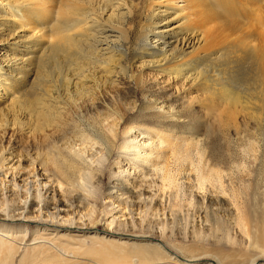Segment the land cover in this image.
<instances>
[{"label": "rangeland", "instance_id": "obj_1", "mask_svg": "<svg viewBox=\"0 0 264 264\" xmlns=\"http://www.w3.org/2000/svg\"><path fill=\"white\" fill-rule=\"evenodd\" d=\"M97 1L101 6L104 4V0ZM165 1L167 0L132 1L136 3L137 9L126 23L127 27H131L129 41L126 44L129 48L128 56L125 58L117 56L119 58L117 61H111L110 65H112L111 67L114 68V73H116L110 77L111 81H104L106 74L102 67L93 71L95 77L99 78V88H95L93 94L90 96H84L81 100H78V107L70 108L69 111L72 112H68L66 115L68 123H66L67 125L64 128L55 133L48 132L49 138H47V135L33 134V136L30 133H21V131L9 128L4 131V135L1 134L3 131L0 132V157L5 162V167H10V165L14 167L21 163L18 167L22 168L21 170H24L26 174L29 173L27 175L29 179L24 183L17 184L16 181L11 183L12 187L16 188L15 190H19L16 193H11L9 191L8 180L11 179V174H14L13 171L15 172L16 168L12 169L8 167L2 170L4 172L8 170L7 177H2L7 179V184L0 185V206L5 211L11 212L18 206H26L31 199H34V202L37 201L36 206L44 210L46 196L50 191L54 190L49 198L52 199L53 203L58 202L60 198H63L68 203L70 202L72 212L69 211V213L70 216L74 215L73 217L71 216L72 222L76 219L75 223L84 224V226L90 225V222L99 229H71L72 231H70L69 229L59 228L47 230L48 232L56 233L60 237L56 236L51 246L47 247L40 246L41 242L40 244H35L34 246L36 247L33 248L34 246H29L26 240L24 241L20 238L16 244L18 247L16 255L10 256L4 262L0 258V264H129V258L111 254L109 242L94 240L88 236L96 233V231L101 234L107 224V220L112 218L113 209L119 208L116 198L114 196L110 198L108 195L112 186L111 184L116 180V177H119L117 175L120 174V178L125 177L126 172L132 171L134 168H142L141 166L144 164L147 166L144 168L149 169L151 162L156 163L155 167L159 165L160 170L158 169L159 167L149 170L148 176L146 175L143 180L144 182L147 181L146 183L136 179L137 184H140V181L144 184V186H138L139 190L146 185L145 188L148 189L147 195L149 197L140 200V203L135 205V207L130 206L128 202L125 208H123L125 209L123 213L118 212L122 216L113 222L111 229L118 230L124 235H119L121 236L119 237L113 234L109 236L110 239L117 238L125 240L128 243L131 241V243H156L157 239H159L162 242H168V246L177 249L179 254H184L187 257L189 255L197 256L201 252L200 249L208 247V250H212L210 251L212 254L220 250L218 253L222 252L221 255L225 257L222 259V263L225 264H229L226 258L229 255L235 256L239 254V259L240 257L245 259L250 257V249L245 248V229L250 228L252 216L264 218V114H260L262 115L260 116L257 111L248 114L241 108V105H237L236 108L242 110V113L239 109L238 111L236 110L233 115L234 119L231 118L232 116H229L230 119L228 117L229 120L226 117L224 119L225 122L223 121L224 124H221L222 121L217 116L218 111L213 110L211 111L212 113H206L205 109L196 105L195 99L197 100L200 93L195 88H191L189 83L185 84L184 82L183 85L182 80L173 81L164 72L155 68L145 67L142 71L146 79L145 82H148L143 87H136L128 76L122 75L119 71L120 64L129 65L131 71L138 70L140 60L136 62L134 60L140 30L142 25L148 24L147 15L151 11V6ZM171 1L176 6L178 5L175 7L182 14L179 17H174V15L170 17L168 15L170 18H174V20L169 24V29L166 28L167 30L177 29L179 24L184 21L183 16L191 12L188 6L182 9L185 5L183 0ZM1 5L3 4H1L0 0ZM161 5L162 9H166L162 3ZM5 11L11 16L12 11L10 8H6ZM125 12L126 10L121 0H112L111 5L107 9L104 11L100 9L99 11L105 19L112 16V22L117 24L123 22L122 20L124 19H119V17ZM250 20L248 25L255 19L253 21L252 19ZM213 23L212 25L210 23L212 26L211 32L214 35L217 34L215 38L217 37L218 43L223 40L218 44L220 48L223 45L226 46L227 41L234 45L241 40H249L246 28L241 31L236 29L237 32L235 30H231L232 32L227 30V32L224 31L221 34L214 31L215 29L213 30V26L215 27ZM253 23L255 26L251 28L263 31L264 22L259 25V20H256ZM109 28L106 26L104 33L101 35L103 39L106 36L107 40L104 39L100 48L111 49L122 45L118 33ZM164 28L162 27V29ZM24 30L28 31L30 28L19 29L18 33L20 35L24 34ZM224 38H228L227 41ZM11 39L13 38L4 40L0 43L2 44L0 47H6V44ZM8 52L10 50L5 48L1 53L7 54ZM101 53L103 54L102 58L109 59L110 55L115 53V51ZM60 58L64 59L62 54L58 55V60L63 63L64 60H60ZM131 63L132 65H130ZM50 68L52 69V66L48 67V70ZM42 70L41 68L40 71ZM45 77L48 78L49 75L47 76L46 74ZM54 77L57 78V73L54 74ZM93 83L94 81L90 78L86 80L85 85L91 87V85H94ZM152 85H156L159 89H154L152 92L145 91L146 87L149 88ZM159 95H163L162 97L165 98L169 97L170 99L169 101L160 102L163 100V98H160L155 101V98L157 99ZM217 99L215 98L214 101L218 102L219 99ZM146 101L156 102L155 108H152L151 111L141 110V105ZM115 109L123 115L121 121L118 115L113 113ZM172 109L180 117L174 121L170 120L162 123V115L169 111L172 112ZM79 114L84 116L85 119L100 120L101 122L99 121V123H102L101 125L103 126L106 125L105 128L110 127L111 123H116L115 129L118 136L111 156H108L105 151L91 146L90 141L94 136L91 133L89 134L84 124L79 121L77 117ZM226 120H228V124ZM171 129L172 131H170ZM183 129L191 131L194 134L183 132ZM141 131L145 132L143 133L144 137H142V134L138 135ZM136 134L138 137L135 141H138L142 137L139 142L145 141V147L142 146L141 148L143 152L147 151L146 153L149 154V158L147 157L143 161V165L133 163L135 159H130L128 162V158L125 157L132 158L133 150L131 147L127 149L122 148V144L125 141H131L130 139L134 138ZM87 137L90 139L89 141ZM73 143L74 145H72ZM52 144L60 146L61 148H59L62 151L68 153H72L77 148L78 150L81 149V152L83 151L85 156L88 155V158L93 159L91 167L93 170L89 171L88 175L84 178L79 179V177L74 176L75 179L77 178L76 180H72V183L76 184H74L75 186L70 181H65L53 166L49 164L42 165L40 163L45 154L52 150ZM72 147L74 148L72 149ZM122 169L121 173L118 172V170ZM42 172H46V175H49V180L46 181L40 178L39 174ZM164 173L165 178L167 177L165 181L161 178V175ZM168 177L171 179L168 180ZM77 180H81L82 182L80 181L79 183ZM60 183L62 184L60 185ZM16 185H19V187ZM53 192L55 193L52 196ZM80 200L82 203H80ZM20 201L23 202L21 203ZM15 202L19 203V205L15 206ZM29 214L31 215V212ZM233 217L237 220V223L233 222ZM28 225V237L32 239V235H34L35 230L39 226L35 222H30ZM13 227L17 231L23 228V231L25 230L23 224H14ZM64 234L68 236H64ZM128 243L121 244V247L129 250V253H136V250L132 251ZM114 244L117 245V243ZM261 256L258 262L264 263V256ZM173 261L170 260L168 262L170 264ZM168 262L166 263L168 264ZM209 262H211L210 259L204 258L194 263L207 264ZM243 262L245 261H241L240 263ZM174 263L178 264L176 262L171 264Z\"/></svg>", "mask_w": 264, "mask_h": 264}, {"label": "bare ground", "instance_id": "obj_2", "mask_svg": "<svg viewBox=\"0 0 264 264\" xmlns=\"http://www.w3.org/2000/svg\"><path fill=\"white\" fill-rule=\"evenodd\" d=\"M121 1L126 12L119 17V19H124L122 20L123 22L117 24L112 22V16L105 19V17L103 18L102 14L99 13L100 9L101 11L107 9V7L111 5L112 0H104L102 6L97 0H1V4L3 5L0 6V43L8 38H13L6 44V47H0V132L3 131L1 134L4 135V131L7 128L19 132L21 131V133H30V135L41 134L42 136L47 135L48 132H58V130L67 125L68 118L66 115L70 112V108L78 107V100H81L84 96H90L93 94L95 88H99V78L97 79L94 75L95 73L93 74L94 70L102 67L106 74L104 81H111L110 77L116 74L114 73V68L110 65L111 61L115 62L119 59L118 57L125 58L128 56L129 48L126 44L129 41L131 27H127L126 23L137 9L136 3L132 2L133 0ZM183 1L185 5L182 9L188 6L191 12L183 16L184 21L179 24L177 29L172 30H167L166 28L169 29V24L174 20V18H170L172 15H174V17H179L180 14H182L179 12V9L176 8L178 5L176 6L173 1L167 0L151 6V11H149L150 13L147 15L148 24L142 25L137 39L138 42L136 45L134 62L140 60V65L139 67L137 66L138 70L131 71L129 65L125 66L124 64H120L119 71L122 75L128 76L136 87H143L144 84L148 82H145L146 79L142 71L145 67L158 69L167 74L168 78L173 81L182 80L183 85L184 82L185 84L189 83L191 88H195V90L200 93V96H197V100L195 99L197 102L196 105L205 109L207 111L206 113L213 110H216V112L218 111L217 116L221 119V124H224L223 121L226 117V119H228L229 116H232L231 118L234 119L233 115L236 110L238 111L239 109L236 108L237 105H241V108L248 114L253 111L259 112V115L264 114V28L263 31L260 30L262 34L260 31L251 28L255 26L253 22L256 20H259V25L264 22V0ZM161 3L166 9L161 8ZM167 4L168 6H166ZM6 8H10L12 11L11 16L6 13ZM248 19H252V21L255 19L250 23L251 26L250 24L248 25V22L251 21ZM210 23L211 25L212 23L215 25V27L213 26V30L215 29L214 31L221 34L224 31L227 32V30H235V32H237V30L241 31L246 28L249 40H241L233 45L227 41L228 38H224L228 45L224 43V41L223 43L226 44V46L222 43L223 47L221 46L220 48L218 44L223 40H219L220 42L218 43L217 37L215 38L217 34L214 35V33L211 32L212 26ZM106 26L118 33L122 45L115 46L111 49L109 48L110 50L107 48H100L104 39L107 40L106 36L104 39L101 38ZM25 27H29L30 30H24V34L20 35V33H18L19 29H24ZM162 27L165 28L162 29ZM5 48H8L10 52L7 54L3 53L5 54L3 56L1 52ZM113 51H115V53L110 55L109 59L102 58L103 54L101 52L107 53ZM59 54H62L64 58H60V60H64L63 63L58 60ZM51 63L52 65H50ZM130 65H132V63ZM51 66L52 69L50 68L51 70H48V67ZM41 68L43 69L42 71H40ZM45 72L47 76L49 75L48 78L45 77L46 74L44 76ZM55 73H57V78L54 77ZM90 78L94 81V85L88 87L85 85V82ZM155 86L146 87L145 91L148 90V92H152L154 89H159ZM162 96L163 95H159L157 99L155 98V101L160 98H163L160 102L169 101V97L165 98ZM215 98H218L219 101L215 102ZM155 103L156 102L146 101L141 105V110L151 111L152 108H155ZM116 110L117 109L113 110V113H116L121 121L123 115ZM240 111L242 113V110ZM170 112L171 111L162 115V123H164V121H174L180 117L176 114L175 110L172 109V112ZM77 117L89 131V134L91 133L94 136L90 141L91 146L93 148L97 147L99 150L105 151L108 156H111L116 146L118 136L115 129L116 123H111L112 126L108 124L110 127H107V129L105 128L106 125L103 126L101 125L102 123H99L100 120L85 119L81 114L77 115ZM235 118L237 117L235 116ZM228 120H226V122ZM232 122L234 123V121ZM160 128L162 127L160 126ZM170 131H172V129ZM183 132L194 134L184 129ZM143 133L145 132L141 131L138 135L142 134V137H144ZM138 135L136 134L129 142L125 141V143L122 144V148L127 149L131 147L133 150V153L131 152L133 154L132 158L125 157L128 158V162L130 159H135L133 163L143 165V161L147 159L149 154L146 153L147 151L143 152L141 148L145 145V141L142 140V142H139L142 137L138 141H135ZM47 138H49V136ZM89 140L88 138V141ZM72 145H74V143ZM51 147L52 150L50 149L51 151L45 154V157L42 158L40 163L42 165L49 164L53 166L65 181H70V183L73 184L72 180L77 179H75V177H79V179L84 178L88 175L89 171L91 172V170H93L91 169L93 159L91 160V158H88L87 154V156H85V153H83V151L81 152V149L78 150L77 148L74 149L72 153H68L62 151L60 149L61 147L59 146V148L56 144H52ZM92 147L91 149H93ZM73 148L74 147H72V149ZM138 161L142 162L138 163ZM19 164L21 165V163ZM155 164L156 163L151 162L149 164V169L144 168L147 167L145 164L141 166L142 168H134V170L126 172L125 177L120 178V174L117 175L119 177H116V180L111 184L112 186L108 195L110 198H113V196L116 198L119 208L113 209L112 218L107 220V224L101 234L97 233L98 231L95 230L96 233L93 232L94 234H88V237L94 240L109 242L110 246H108L111 254L129 258V264H165L170 260H174L173 262L178 264H195V261L203 260L204 258L210 259L211 262L207 264H225L222 263V259L225 257L221 255L222 252L220 254L218 253L220 251H218V249V252L215 251V254H212L210 253L212 250H208L209 248L206 247L207 249H200L201 252L199 255H189V257H187L180 253L183 255L181 256L177 249L168 246L169 244L167 245L168 242L165 243L159 239H157L156 243H131L132 241L128 243L125 240L109 238V236L113 234L117 236L123 234L118 230L111 229L113 222L122 216V214L120 215L118 212L123 213L125 210L123 208H125L128 202L130 206L135 207V205L140 203V200L149 197L147 195L148 189L145 188L146 185L142 187L141 190H139L138 186H144L142 181L146 175L148 176L149 170L156 169V167H159L158 169L160 170V166L157 165L155 167ZM18 165L14 167H11V165L10 167H5L6 164L2 161V157H0V185L6 183L7 179L4 178L8 175V170L6 172L2 170L8 167L12 169L16 168V171H13L14 174H11V179L8 180V186H10L9 191L11 193L19 191L12 187L11 183L13 181H16L18 184L24 183L29 179V176H27L29 173L26 174ZM121 171H123V169L118 170L120 173ZM46 174V172H42L39 176L47 181L49 180V175ZM161 178L165 181L167 178H165V173L161 175ZM136 179L142 180L140 181L141 183L137 184ZM169 179L171 178L168 177V180ZM172 180L175 181L174 179ZM80 181L77 180L79 183ZM61 184L62 183H60V185ZM16 186L19 187V185ZM52 191H48L49 193L46 196L47 199L45 201L44 210L36 206L37 201L34 202V199L29 200L30 203L28 201L27 204L29 205L18 206L11 212L5 211L2 206H0V258L2 262L9 259L10 256L16 255L18 251L16 244L20 238L24 241L26 240L29 246H34L42 242L40 246L47 247L51 246L56 236L59 237L56 233H51V231L48 232L47 230L59 228L69 229L70 231H72L71 229H98L90 222L88 226H84L81 222L82 225L75 223L76 219L72 222V215L70 216L69 213V211L72 212V206L69 204L70 202L68 203L63 200V198H60L58 202L53 203L52 199L49 198ZM54 193L55 192H53L52 196ZM77 199L79 200V198ZM80 203H82V201ZM17 204L19 205V203H16L15 206H17ZM29 212H31V215ZM232 219L234 223H237L234 217ZM30 222H35L37 226H39L37 230L34 229L35 233L32 235V239L28 237V224ZM250 223V228L245 229V248L250 249V257L248 259L240 257L239 259V254L235 256L229 255V257H226L229 264H264L258 262L262 257L261 255L264 256V218L252 216ZM14 224H23L25 230L23 231V227L22 230H15L13 227ZM64 236L68 235L64 234ZM114 243H117V245ZM125 243L129 244L132 251L136 250V253H129V250L123 249L121 244L124 245ZM35 247L36 246L33 248ZM241 261L245 262L240 263ZM173 262H170V264Z\"/></svg>", "mask_w": 264, "mask_h": 264}]
</instances>
